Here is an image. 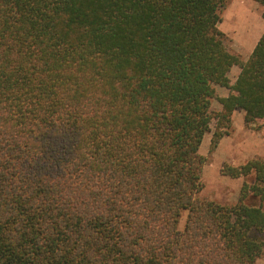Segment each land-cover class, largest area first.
Here are the masks:
<instances>
[{"label": "trees", "instance_id": "16d2710c", "mask_svg": "<svg viewBox=\"0 0 264 264\" xmlns=\"http://www.w3.org/2000/svg\"><path fill=\"white\" fill-rule=\"evenodd\" d=\"M224 6L0 0V264H257L264 160L223 168L255 174L237 204L197 197L212 121L214 151L264 120V33L243 61Z\"/></svg>", "mask_w": 264, "mask_h": 264}, {"label": "rangeland", "instance_id": "374dc122", "mask_svg": "<svg viewBox=\"0 0 264 264\" xmlns=\"http://www.w3.org/2000/svg\"><path fill=\"white\" fill-rule=\"evenodd\" d=\"M264 8L255 0H225V6L220 15L222 18L219 29L227 36V45L243 61L248 60L256 44L264 33ZM240 73L239 67H234L229 74L231 81L236 80ZM229 91L217 87L213 100L212 112L217 114L222 106L219 98L226 97ZM217 119L211 123V131L206 134L201 145L200 154L205 158L202 175L203 189L198 198L214 201L221 205L232 206L240 201V193L244 183H254L255 174L246 178L233 179L222 173L225 166L240 167L252 160H264V120L246 126L245 113L236 111L232 116L229 133L223 137L216 150L211 149V140ZM249 206H264L259 198H248ZM188 213L182 214L179 230L184 231ZM257 264H264V252Z\"/></svg>", "mask_w": 264, "mask_h": 264}]
</instances>
